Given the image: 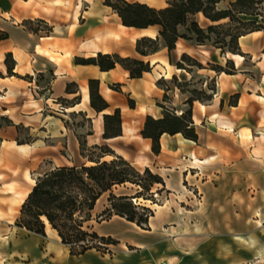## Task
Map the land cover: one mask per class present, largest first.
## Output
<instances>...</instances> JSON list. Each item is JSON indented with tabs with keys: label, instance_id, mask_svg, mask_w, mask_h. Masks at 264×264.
<instances>
[{
	"label": "crops",
	"instance_id": "0c3cea01",
	"mask_svg": "<svg viewBox=\"0 0 264 264\" xmlns=\"http://www.w3.org/2000/svg\"><path fill=\"white\" fill-rule=\"evenodd\" d=\"M126 1L163 8L167 0ZM231 1L222 0L218 7ZM29 20L32 28L35 20H41L50 31L30 30L25 24ZM147 30L123 26L103 0H0V117L11 122L0 125V264H4L3 254L10 256L5 264H264V240L257 237L264 232V206L256 207L252 215L245 208L256 203L250 187H264V31L238 39L242 55L227 52L220 57L206 51L208 45L178 39L170 52L162 48L142 58L135 52V41ZM97 53L148 60L150 71L131 79L119 65L100 71L96 65L74 61ZM7 54V63L14 62L15 76L7 74ZM182 54L203 67L206 63L224 67L231 60L235 71L226 74L204 67L188 73L175 66ZM194 74L216 82L210 84L213 90L203 89L212 94L209 100L192 103L197 140L164 133L159 152L152 153L150 140L140 135L145 117H161L160 106H167L164 95L174 106V99L182 96L177 88L165 90L157 82H168L172 76L189 81ZM39 75L46 78L43 85L36 79ZM91 79L98 81V93L108 104L99 113L89 105ZM76 97L78 101L72 102ZM185 107L181 103L177 111ZM115 109L120 111L121 135L103 139L102 115ZM79 112L90 120L87 146L104 142L135 168L153 167L168 181L166 188L179 206L175 210L167 202L153 204L148 229L119 216L92 219L88 225L116 243L106 252L88 249L71 256L48 225L41 236L6 218L8 210L12 216L18 213L35 177L44 172L42 166L54 159L52 153L64 150L70 155L69 159L61 156L64 161L54 166L75 165L78 134L66 124V115ZM16 127L28 129L34 137L18 142ZM120 140L134 142V150L109 145ZM203 170L207 173L201 177ZM173 171L174 178L170 177ZM210 173L214 179L209 180ZM4 198L10 202L7 207ZM99 199L92 218L107 207L106 202L97 209ZM14 228L25 235H13Z\"/></svg>",
	"mask_w": 264,
	"mask_h": 264
},
{
	"label": "trees",
	"instance_id": "16d2710c",
	"mask_svg": "<svg viewBox=\"0 0 264 264\" xmlns=\"http://www.w3.org/2000/svg\"><path fill=\"white\" fill-rule=\"evenodd\" d=\"M222 0H167L163 8H153L140 2H128L126 0H103V4L110 7L119 17L123 26L134 29H154L155 35L142 36L135 41V52L142 58L149 57L162 48L168 52L174 49L178 39H183L194 45H211L218 49L220 54L227 52L242 55L238 46V39L253 31H264V0H233L226 7L220 8L218 4ZM199 15L203 24L198 20ZM36 23L43 24L41 20ZM32 21H26L30 30ZM50 31L49 28H46ZM9 76L12 73L14 62L7 63ZM76 64L96 65L100 71H109L119 65L128 72L129 78H140L144 72L150 71L148 60L133 57H121L116 53H97L89 58L76 57ZM186 62V64H184ZM226 67L212 65L210 69L216 72L233 74L235 71L231 60L226 61ZM178 69L190 73V69L204 68L194 58L182 54L180 60L175 63ZM42 76V75H39ZM170 81L181 93L182 82L176 76ZM187 82V81H184ZM158 85L165 90L169 88L164 80H159ZM117 88V87H113ZM212 87H208V89ZM69 89V88H68ZM89 105L97 113L108 108L106 101L98 93V81H88ZM188 96L184 103L187 108L180 113L167 106H160L162 114L160 118L146 116L140 135L151 142V151L157 154L160 150L159 139L164 133L173 135L180 133L184 138L196 141L198 135L192 125L191 107L193 101L206 102L212 97L204 90L193 88L187 91ZM199 94L200 97L195 96ZM230 103L234 104L237 95ZM78 97L72 102H77ZM167 96L164 95V100ZM130 106L134 105L129 100ZM78 115L83 116L82 113ZM85 118V117H84ZM86 119V118H85ZM103 139L114 138L121 135V116L119 109L110 114H103ZM4 125H10L7 117L1 116ZM89 123L90 120L86 119ZM2 124V125H3ZM67 124V123H66ZM18 128L19 131V127ZM90 134V132L86 133ZM80 150V157L92 162L91 165L82 163L79 166L64 165L54 166L37 175L34 184L24 199L19 209V216L14 222L18 228L29 233L45 236L46 223L56 231L61 244L69 248L71 256H79L88 249L106 251L98 243L110 246L116 241L110 237L99 236L88 222L92 220V210L96 201L102 194L108 192L107 207L103 210L107 217L119 216L126 221L134 223L141 229H148V220L154 212L142 203L133 202L141 197V192H152L154 185H164L162 178L153 174L148 167L142 171L137 170L130 162L117 155L107 145L87 146L85 136L76 135ZM22 142V141H18ZM84 147L99 149L101 153L96 157L84 155ZM108 155L109 160H102ZM145 177V178H144ZM137 186L139 191L134 196L115 195L112 190L116 186L124 184ZM153 193H151L152 195ZM152 200V199H150ZM96 221V220H95Z\"/></svg>",
	"mask_w": 264,
	"mask_h": 264
},
{
	"label": "rangeland",
	"instance_id": "374dc122",
	"mask_svg": "<svg viewBox=\"0 0 264 264\" xmlns=\"http://www.w3.org/2000/svg\"><path fill=\"white\" fill-rule=\"evenodd\" d=\"M199 22L201 24H203V19L201 17L198 18ZM33 25H34V28L35 29H40V30H46V28H48L47 26L45 25H42V24H39V23H36V22H33ZM149 32H152L153 34H155V30L154 29H150L148 30ZM206 51H210L214 54H216V56L218 54H220L219 50L214 48L213 46L211 45H208V47L204 48ZM224 55V54H223ZM222 54H220L219 56H223ZM207 58V56H206ZM186 64V62L184 63ZM207 66H204L206 69L210 68V66L212 65H218V64H213V63H206ZM224 67H226V64L224 65ZM190 71H196V68L195 67H192L190 69ZM184 76L187 77V75L185 74H182ZM36 79L40 82V84H44L46 82V78L43 77V76H36ZM178 79V78H177ZM179 82H182V85H181V93H182V96L180 98H177V99H174L176 105L174 106L173 104L170 103V101L167 99H165V102L167 104V107L168 108H171V109H175L176 111L179 110V106L181 103H184V99L185 97L188 96V93L187 91H191V89L195 88L197 89V91L199 92L200 89H205V86L206 87H210V84L211 85H214L216 86V82L215 80L211 81H207L205 82L204 81V78L201 74H194V76L192 77L191 80L187 81V82H184L186 80H182V78L179 80ZM168 88H173L174 85L173 83L169 80L168 82H166L165 84ZM195 96L197 97H200L199 94H195ZM187 107H185L186 109ZM180 111H177V113H179ZM67 118H66V121H67V124L73 128V130L80 136L84 137L86 135V133L89 132V129H90V126L89 124L86 122V119L83 117V116H80V115H66ZM4 121H1L0 120V125L3 124ZM34 136L28 131V129L26 128H20V130L18 131V140L19 141H29L33 138ZM100 145H106L104 142L100 143ZM109 145L115 147V146H123L125 147V149H128L129 151H132L134 150V142H131L129 140H120L118 142V144H116V142H111ZM80 153V150L78 148V154L75 155V157L73 158V163L75 165H81L82 163H85L86 159H83L80 157L79 155ZM84 155H88L90 157H96L98 156L101 151L99 149H91V148H88V147H84ZM54 155V159L52 160V162H47L45 163L43 166H42V169L40 172L42 171H47L48 169L54 167V165L56 164H60L61 162L64 161V158H67L69 159L70 155L68 153H66L64 150H60V153H52ZM61 156H64L61 157ZM72 159V158H71ZM103 160V159H102ZM109 160V159H107ZM87 164V162H86ZM137 169V168H136ZM150 171L153 173V174H156L158 176H160V172H158L157 170H155L153 167L152 169L149 168ZM139 171H142L141 169H137ZM196 173L198 172L197 170H194ZM174 171L173 172H170V177L174 178ZM207 171L206 170H203V172L200 174L201 177H203L204 175H206ZM164 182V185L161 186V185H154L151 189V193H153L151 195L150 192H141V197L137 198V200L135 199V202L138 204V203H142L143 205L149 207L150 209H152V205L153 204H164L167 202V206L169 207V209H173V207L175 208V210L178 208L179 206V202L177 201V197L173 196V195H170V191L166 188V183H168V181L164 180V178L162 176H160ZM33 178V177H32ZM145 178V177H144ZM215 177L210 173L209 175V180L211 179H214ZM183 186L185 188H188V185L187 183L184 181L183 183ZM252 188V194H250L251 196H254L255 199L254 201H256V203L254 204V207L251 206V204H246L245 205V208L247 210H252L251 211V215L254 211V209L256 207H262L264 206V187H250ZM257 190V191H256ZM139 189L137 186H134L132 184H124V185H121V186H116L113 188L112 192L115 194V195H127V196H134L138 193ZM108 195L109 193L106 192L104 193L101 198L99 199V206H97V209L100 208L101 206L105 205V203L107 202V198H108ZM155 195V196H154ZM5 193L3 195V197H5ZM152 199V200H150ZM2 203H3V206L4 207H7L10 205V202L8 199L4 198L2 200ZM153 210V209H152ZM19 216V211L18 213L14 214L13 216L10 214V211L8 210V215H7V218L8 221H11L12 223L15 222V220L17 219V217ZM101 218H106V215L103 214V211H101L100 213L96 214V216L93 218V220L96 222H99V221H102L100 220ZM107 218H110V217H107ZM5 219V220H6ZM13 231V235H16V236H20L21 234L25 235V232L21 231V230H17L16 228H14L13 230H11V232ZM50 233V232H49ZM5 236V235H3ZM258 238L264 240V232H260L257 236ZM3 241H6V240H3ZM6 245V244H5ZM110 249L112 248V246L110 245L109 246ZM100 252H106V251H103L102 249H100ZM3 262L4 264L6 262H10V256L6 255V254H3ZM71 264H81V261H77V262H71Z\"/></svg>",
	"mask_w": 264,
	"mask_h": 264
},
{
	"label": "bare ground",
	"instance_id": "6f19581e",
	"mask_svg": "<svg viewBox=\"0 0 264 264\" xmlns=\"http://www.w3.org/2000/svg\"><path fill=\"white\" fill-rule=\"evenodd\" d=\"M142 35H147V36H154V34L152 33V32H149L148 30L147 31H145V32H142ZM180 48V47H179ZM179 51V50H178ZM157 117V116H156ZM111 157L110 156H108V155H105L102 159L103 160H107V159H110ZM91 164H93L92 162H87V164L86 165H91ZM202 164V163H201ZM197 165H199V164H197ZM258 221V220H257ZM45 223H46V225H48L49 226V224L45 221Z\"/></svg>",
	"mask_w": 264,
	"mask_h": 264
},
{
	"label": "built area",
	"instance_id": "2783aa9c",
	"mask_svg": "<svg viewBox=\"0 0 264 264\" xmlns=\"http://www.w3.org/2000/svg\"><path fill=\"white\" fill-rule=\"evenodd\" d=\"M155 196V195H154ZM133 202H135V200H133ZM98 246H100L101 248H109V246H106V245H104V244H101V243H98Z\"/></svg>",
	"mask_w": 264,
	"mask_h": 264
}]
</instances>
